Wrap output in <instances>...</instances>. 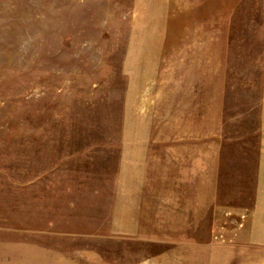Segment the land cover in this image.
<instances>
[{
	"label": "rangeland",
	"instance_id": "obj_1",
	"mask_svg": "<svg viewBox=\"0 0 264 264\" xmlns=\"http://www.w3.org/2000/svg\"><path fill=\"white\" fill-rule=\"evenodd\" d=\"M263 149L264 0H0V264H264Z\"/></svg>",
	"mask_w": 264,
	"mask_h": 264
},
{
	"label": "crops",
	"instance_id": "obj_2",
	"mask_svg": "<svg viewBox=\"0 0 264 264\" xmlns=\"http://www.w3.org/2000/svg\"><path fill=\"white\" fill-rule=\"evenodd\" d=\"M169 0H156V3H160V4H167V2H168ZM162 10V8H159V11H161ZM168 16H166V18H167ZM262 159H263V161H264V149H263V151H262ZM263 164H264V162H263ZM143 191V190H142ZM139 192H141V189H139ZM138 197H139V195H138Z\"/></svg>",
	"mask_w": 264,
	"mask_h": 264
}]
</instances>
